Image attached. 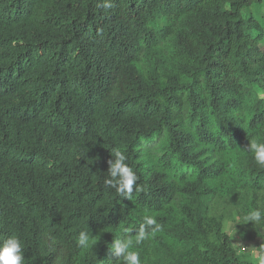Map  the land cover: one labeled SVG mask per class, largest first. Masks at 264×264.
<instances>
[{"label": "trees", "instance_id": "obj_1", "mask_svg": "<svg viewBox=\"0 0 264 264\" xmlns=\"http://www.w3.org/2000/svg\"><path fill=\"white\" fill-rule=\"evenodd\" d=\"M253 138L264 0H0V239L24 264H116L144 215L142 264H257L233 243L264 229L241 224L264 209ZM114 148L131 200L104 185Z\"/></svg>", "mask_w": 264, "mask_h": 264}, {"label": "clouds", "instance_id": "obj_2", "mask_svg": "<svg viewBox=\"0 0 264 264\" xmlns=\"http://www.w3.org/2000/svg\"><path fill=\"white\" fill-rule=\"evenodd\" d=\"M105 8H111V3H105ZM246 150L252 155L255 164L264 169V141L253 138L249 140ZM111 159L108 160L107 177L104 185L115 190L116 194L128 200L132 199L134 185L138 177L134 170L126 163L127 157L119 148L111 150ZM138 190V189H137ZM252 222L254 228L264 224V209L257 207L242 216L241 224ZM238 225V224H237ZM163 226L154 216L144 215L138 231L132 235V229L122 228V238L113 240L110 251L117 258L116 264H142L140 252L136 246L150 237H154L162 231ZM259 235V234H258ZM53 244L55 238L52 237ZM92 237L87 231L78 234L76 244L80 248H88L92 243ZM257 264H264V247L258 252H253ZM24 245L15 234L5 239H0V264H24Z\"/></svg>", "mask_w": 264, "mask_h": 264}, {"label": "rangeland", "instance_id": "obj_3", "mask_svg": "<svg viewBox=\"0 0 264 264\" xmlns=\"http://www.w3.org/2000/svg\"><path fill=\"white\" fill-rule=\"evenodd\" d=\"M228 230H230L231 224L228 225ZM233 243L237 248L240 250L247 249L251 252V257L254 260V262H257L253 256V252H258L260 247H264V229L262 230L261 236L250 240V241H240L236 238H233Z\"/></svg>", "mask_w": 264, "mask_h": 264}]
</instances>
